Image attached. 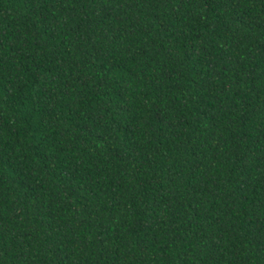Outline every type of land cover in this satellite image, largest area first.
<instances>
[{
	"label": "trees",
	"instance_id": "trees-1",
	"mask_svg": "<svg viewBox=\"0 0 264 264\" xmlns=\"http://www.w3.org/2000/svg\"><path fill=\"white\" fill-rule=\"evenodd\" d=\"M0 264H264V0H0Z\"/></svg>",
	"mask_w": 264,
	"mask_h": 264
}]
</instances>
